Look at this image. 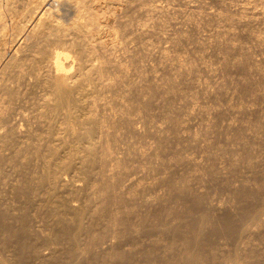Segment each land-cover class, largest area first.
<instances>
[{
	"label": "bare ground",
	"instance_id": "1",
	"mask_svg": "<svg viewBox=\"0 0 264 264\" xmlns=\"http://www.w3.org/2000/svg\"><path fill=\"white\" fill-rule=\"evenodd\" d=\"M192 1L0 0V264H127L126 249H141L149 264L262 263L264 245L248 239L253 225L231 250L218 246L221 255L212 236L206 242L217 253H203L197 227L188 226L186 236L173 227L170 234L187 250L175 257L167 256L166 243L158 253L144 243L151 232L142 234L137 214L127 212L140 199L161 201L139 197L162 192L174 157L201 182L197 158L212 148L209 119L218 112L228 114L226 128L246 127L231 117L241 107L207 103L216 101V71L227 58L238 74L254 68L264 82V0H236L242 14L235 19L195 9L200 4ZM237 34H246L253 50L237 43ZM208 50L218 53L216 62L205 60ZM180 139L191 152L178 150ZM258 168L264 171V160ZM189 185L182 195L201 215L199 236L214 214L204 206L203 184ZM237 193L238 200L256 199L245 188ZM260 204L240 212L258 224ZM122 231L129 237L117 240Z\"/></svg>",
	"mask_w": 264,
	"mask_h": 264
},
{
	"label": "rangeland",
	"instance_id": "2",
	"mask_svg": "<svg viewBox=\"0 0 264 264\" xmlns=\"http://www.w3.org/2000/svg\"><path fill=\"white\" fill-rule=\"evenodd\" d=\"M222 1L226 5L223 6L222 3H220L221 5L218 4L217 0H193L190 2L191 4H189L190 6L200 4V6L195 9H201L202 11H216L221 15L229 16L232 19H235L238 15L242 14L238 13L240 10L237 5L238 1ZM253 29L255 31L263 30L261 24H256ZM202 35L205 37L204 34ZM198 37V41H202L200 40L202 38L199 34ZM235 41L244 48L248 47L251 50L254 48V43L246 34H237L235 36ZM200 44L201 43L198 45ZM192 45L197 47L195 44ZM206 54L208 56H206L208 59L205 58L206 61L216 62L218 55L217 52L212 50ZM191 62L193 63V60ZM194 62L196 63H191V65L194 66L195 64H198V60H194ZM224 65L227 66H222V68L217 71L214 69L217 73L222 70L218 73L222 74V84L215 86L214 94L216 101L207 100V103L210 105L213 104L215 107L218 106V108H216L219 110L225 108L227 103L235 104L239 108L241 107L240 111L236 113L234 117H231L232 119L234 118V121L235 118L237 119V122L241 121L239 124H245L246 127H240L237 124L234 128H226L224 123L225 118H228V114L226 112H218L215 116L209 119V122L212 121L209 124L211 125L212 123L213 125V128H211L209 133L212 148L209 149L210 151H208L207 154L205 153L206 155L204 154L203 157L197 158V161L200 162L204 168L202 177L200 178L202 183L198 182L199 180L194 178L193 172L187 169V165L185 164L186 162L183 158L174 157L176 163L166 165V172H168V175L164 179L162 192H158L156 190L149 191L139 197L143 199L149 197L154 200L160 199L161 201L153 204H145L144 201L140 199L137 203L135 202V204H128V214L131 216V212H135L138 216V219L135 220V222L139 224L140 232L142 234L151 232V234L144 235L142 238L145 240L144 243H148L150 245L149 247L153 248L156 253L160 250V247L162 246L161 244L164 243H166L169 249L167 256L171 255L177 257L180 256L181 253L187 251L183 247L182 240L175 239L173 238V235L170 234L173 227L181 229L184 236L188 235L186 232L188 226L191 227L190 230L197 227V229L193 231L194 239L201 243L203 242V253L205 255L209 253V251L215 253L218 252L217 254L219 255L223 254L218 251V246L223 244H227L225 246L227 247L226 250H231L234 247L235 241L244 238L242 234V236L236 240V238L241 235L240 231L249 225H253L255 231L248 239L254 244L259 243L264 245L259 241V237L261 235L264 237V217L258 219L259 223L256 224L254 221H251V217L254 214L245 219L240 212V209L243 206L245 208L247 206V209L251 207L256 211L262 205L260 202H264V171L258 168V163L264 160V82L262 83V80L260 81L261 76L255 74L256 72L254 68V74H252L251 70V73L244 72L245 74L240 75L238 74L241 72L239 68L234 69L228 67L231 65L228 58L226 59V63ZM199 73H201V79L203 76L205 81H210L209 78L203 75V71L200 70ZM239 77L241 80H238L240 79ZM257 82L261 83L256 84L257 86L254 85ZM253 85L255 86L254 88ZM260 85L263 87H260ZM256 87H260V89L257 90ZM195 90L197 91H194L195 93L199 92V89ZM251 92L253 93L252 95H250ZM248 95L251 96L250 98L254 97L251 102L253 105H250V102H246L245 99L249 97ZM240 100L241 102H238ZM180 111V109H177L175 112L180 113ZM195 129L196 128H194V130ZM206 135L208 136V134ZM188 145L189 142H185L180 139L178 150H187L186 152H191ZM172 149V147L168 146L165 152H170ZM217 153H223L224 157H221L219 160L216 159L217 155L215 154ZM232 153H235V159H231ZM167 162V157L160 158V163L167 164ZM217 167L223 168L219 169ZM174 184H176V186H174ZM189 184L193 186V190L196 184H203L200 193L206 201L204 206L214 214L211 223L208 222L205 224V227L199 236H197V234L203 225L200 217L201 215L198 214L196 210H193V207L182 195V186H190ZM242 188L255 192L256 199H249L246 197V199L238 200L239 197H236L238 194L237 192ZM149 195L152 196L150 197ZM217 202L220 204L219 206H215L213 204ZM201 207L204 208L203 205H201ZM159 211H161V214L158 213ZM226 217L230 220L233 218L235 221H232L235 225L227 229H222L221 227L223 224H220V222L223 219L226 221ZM169 218L172 219L168 221ZM131 221L132 220L129 222ZM159 232H162V234ZM119 234L124 236L118 237L119 239L117 238V240H123L129 237V233L127 231H122ZM207 235H209V237L203 240V238ZM211 236L214 241L213 247L217 250V252L213 248H208L206 239ZM41 238L37 239L36 243L38 246L41 243ZM99 239L100 236L97 235L96 240ZM164 247L166 248L165 245ZM118 248L119 246L115 244L114 250ZM124 248H126V246ZM131 250H124L126 254L124 256L129 258V262L127 264H149L147 260L143 259L141 249L134 251ZM261 250L263 251L261 264H264V249ZM218 258H220V256H218ZM151 264H154L153 259H151Z\"/></svg>",
	"mask_w": 264,
	"mask_h": 264
}]
</instances>
